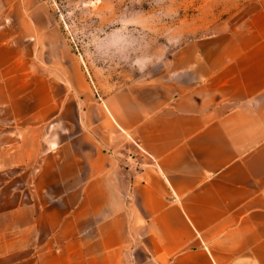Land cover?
<instances>
[{"label":"crops","instance_id":"0c3cea01","mask_svg":"<svg viewBox=\"0 0 264 264\" xmlns=\"http://www.w3.org/2000/svg\"><path fill=\"white\" fill-rule=\"evenodd\" d=\"M252 5L112 86L45 2L0 0V264H264Z\"/></svg>","mask_w":264,"mask_h":264},{"label":"rangeland","instance_id":"374dc122","mask_svg":"<svg viewBox=\"0 0 264 264\" xmlns=\"http://www.w3.org/2000/svg\"><path fill=\"white\" fill-rule=\"evenodd\" d=\"M52 9L76 54L100 80L119 85L136 75L137 58H162L190 40L233 30L252 11V0H41ZM179 36L178 45H166V36ZM118 49L126 38L135 43L119 53L101 54L100 43ZM121 40L124 42L121 43ZM114 46V47H113ZM115 50V49H114ZM103 51V50H102ZM135 67V69H134Z\"/></svg>","mask_w":264,"mask_h":264},{"label":"clouds","instance_id":"9594fccd","mask_svg":"<svg viewBox=\"0 0 264 264\" xmlns=\"http://www.w3.org/2000/svg\"><path fill=\"white\" fill-rule=\"evenodd\" d=\"M135 42L136 41L134 38H132V39L126 38V41L123 45V48L118 49V50L123 51L127 47L132 46ZM179 43H180V37L179 36L169 35V36H166V45L167 46H164L163 48L166 51L169 46L178 45ZM109 49H113L110 44L100 43V45L97 48V51L101 52V54L103 55V54H107V50H109ZM152 59H153V57H151V56L140 57L134 61V65H136L141 71H143L144 67H146L152 61ZM157 59H160V58L158 57Z\"/></svg>","mask_w":264,"mask_h":264}]
</instances>
